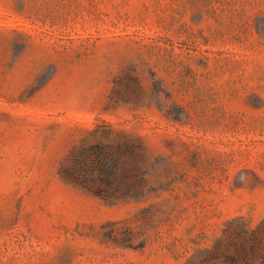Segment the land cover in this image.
<instances>
[{"label": "rangeland", "instance_id": "1", "mask_svg": "<svg viewBox=\"0 0 264 264\" xmlns=\"http://www.w3.org/2000/svg\"><path fill=\"white\" fill-rule=\"evenodd\" d=\"M97 142L139 151L140 200L61 178ZM237 218L264 222V0H0V264H200Z\"/></svg>", "mask_w": 264, "mask_h": 264}, {"label": "trees", "instance_id": "2", "mask_svg": "<svg viewBox=\"0 0 264 264\" xmlns=\"http://www.w3.org/2000/svg\"><path fill=\"white\" fill-rule=\"evenodd\" d=\"M135 148L125 142H118L116 146L107 142L82 144L66 157L59 174L63 180L80 186L107 204L138 201L144 193L146 167ZM232 225L233 232H229ZM224 231L214 246L206 250L200 264L218 261L220 264H264V222L250 228L237 218ZM225 249L229 251L220 260Z\"/></svg>", "mask_w": 264, "mask_h": 264}]
</instances>
